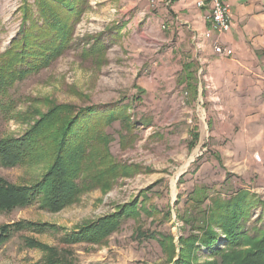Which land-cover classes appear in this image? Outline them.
<instances>
[{
	"label": "rangeland",
	"instance_id": "374dc122",
	"mask_svg": "<svg viewBox=\"0 0 264 264\" xmlns=\"http://www.w3.org/2000/svg\"><path fill=\"white\" fill-rule=\"evenodd\" d=\"M151 1L85 0L77 6L82 14L67 47L8 91L5 101L14 107L0 111V140L22 137L54 107L112 111V122L96 121V130L108 142L111 161L125 169L109 180L110 189L96 187L57 213L34 203L0 214V227L33 226L0 246V264L46 261L48 253L26 247L25 239L57 249L61 264H172L181 254V239L200 237L212 203L238 191L257 200L248 228L262 225L264 157L233 154L239 149L230 146L220 111L209 99L205 64L171 21L174 0ZM28 6L35 13V0H0V55L22 32ZM46 167L0 166V178L31 186ZM118 213V229L101 241L64 242ZM34 226L47 228L37 232ZM205 253L196 252L190 262L210 260Z\"/></svg>",
	"mask_w": 264,
	"mask_h": 264
},
{
	"label": "trees",
	"instance_id": "16d2710c",
	"mask_svg": "<svg viewBox=\"0 0 264 264\" xmlns=\"http://www.w3.org/2000/svg\"><path fill=\"white\" fill-rule=\"evenodd\" d=\"M84 2L62 0L58 4L54 0H35V13L29 6L24 8L22 32L0 55V111L14 107L13 102H6L5 98L16 82L47 68L67 47L73 22L82 14L77 6ZM60 109L54 107L40 116L22 137L0 140L1 167L35 162L47 164L42 178L31 186H14L0 178V214L34 203L57 213L96 187L110 189L109 180L122 176L125 167L111 161L108 142L100 130H96L98 122H112L113 112L86 108L74 113ZM257 205L256 197L248 191H238L227 199L213 202L211 209L206 210L207 220L200 228V237L189 235L181 239V254L172 264H197L190 259L200 250L211 258L201 264H264V204L258 216L259 221L263 220L262 225L248 228L252 208ZM120 218L118 213L87 225L78 234L66 237L64 242H99L101 237L118 229ZM32 227L26 223L0 227V246L14 233L33 230ZM34 227L37 232L47 228ZM24 244L48 253L46 261L40 264H61L57 249H48L27 239Z\"/></svg>",
	"mask_w": 264,
	"mask_h": 264
},
{
	"label": "crops",
	"instance_id": "0c3cea01",
	"mask_svg": "<svg viewBox=\"0 0 264 264\" xmlns=\"http://www.w3.org/2000/svg\"><path fill=\"white\" fill-rule=\"evenodd\" d=\"M197 1L174 0L168 7L171 21L179 38L190 42L199 63L205 64L209 99L220 111L217 118L226 125L230 146L239 149L233 154L264 157V0H224L231 10V26L211 40L203 38L208 9H197ZM214 40L230 49L231 56L215 55Z\"/></svg>",
	"mask_w": 264,
	"mask_h": 264
},
{
	"label": "built area",
	"instance_id": "2783aa9c",
	"mask_svg": "<svg viewBox=\"0 0 264 264\" xmlns=\"http://www.w3.org/2000/svg\"><path fill=\"white\" fill-rule=\"evenodd\" d=\"M171 1L172 0H152L151 3L167 4ZM195 7L199 10H203L204 8L208 9L204 16V20L208 26L203 34L205 40H211L213 35L219 36L229 31L231 26V10L224 0H199L195 3ZM213 53L215 55L229 57L232 51L221 46L217 40H214ZM204 82L210 85V82L205 78Z\"/></svg>",
	"mask_w": 264,
	"mask_h": 264
}]
</instances>
